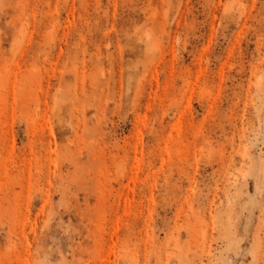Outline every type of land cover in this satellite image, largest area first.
<instances>
[{
  "label": "rangeland",
  "instance_id": "rangeland-1",
  "mask_svg": "<svg viewBox=\"0 0 264 264\" xmlns=\"http://www.w3.org/2000/svg\"><path fill=\"white\" fill-rule=\"evenodd\" d=\"M0 264H264V0H0Z\"/></svg>",
  "mask_w": 264,
  "mask_h": 264
}]
</instances>
